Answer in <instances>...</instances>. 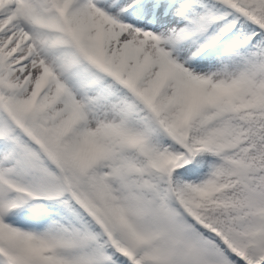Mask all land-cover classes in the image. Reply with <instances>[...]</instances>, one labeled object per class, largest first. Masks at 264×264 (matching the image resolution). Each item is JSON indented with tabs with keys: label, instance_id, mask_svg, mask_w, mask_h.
Wrapping results in <instances>:
<instances>
[{
	"label": "snow or ice",
	"instance_id": "obj_1",
	"mask_svg": "<svg viewBox=\"0 0 264 264\" xmlns=\"http://www.w3.org/2000/svg\"><path fill=\"white\" fill-rule=\"evenodd\" d=\"M0 264H264V0H0Z\"/></svg>",
	"mask_w": 264,
	"mask_h": 264
}]
</instances>
